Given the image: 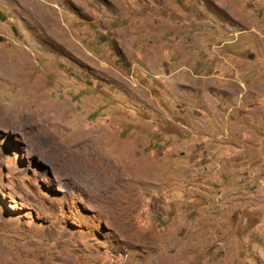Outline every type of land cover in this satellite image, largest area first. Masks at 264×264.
I'll return each instance as SVG.
<instances>
[{
    "label": "rangeland",
    "instance_id": "1",
    "mask_svg": "<svg viewBox=\"0 0 264 264\" xmlns=\"http://www.w3.org/2000/svg\"><path fill=\"white\" fill-rule=\"evenodd\" d=\"M0 264H264V0H0Z\"/></svg>",
    "mask_w": 264,
    "mask_h": 264
}]
</instances>
